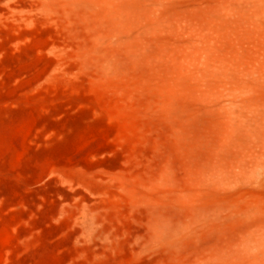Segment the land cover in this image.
I'll use <instances>...</instances> for the list:
<instances>
[{
    "label": "rangeland",
    "instance_id": "1",
    "mask_svg": "<svg viewBox=\"0 0 264 264\" xmlns=\"http://www.w3.org/2000/svg\"><path fill=\"white\" fill-rule=\"evenodd\" d=\"M0 264H264V0H0Z\"/></svg>",
    "mask_w": 264,
    "mask_h": 264
}]
</instances>
